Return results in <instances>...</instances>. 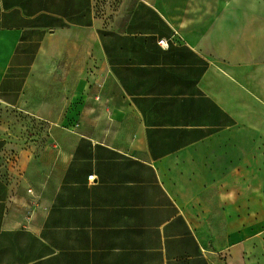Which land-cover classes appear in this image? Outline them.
Instances as JSON below:
<instances>
[{
    "label": "crops",
    "instance_id": "obj_1",
    "mask_svg": "<svg viewBox=\"0 0 264 264\" xmlns=\"http://www.w3.org/2000/svg\"><path fill=\"white\" fill-rule=\"evenodd\" d=\"M263 88L264 0H0V264H251Z\"/></svg>",
    "mask_w": 264,
    "mask_h": 264
},
{
    "label": "rangeland",
    "instance_id": "obj_2",
    "mask_svg": "<svg viewBox=\"0 0 264 264\" xmlns=\"http://www.w3.org/2000/svg\"><path fill=\"white\" fill-rule=\"evenodd\" d=\"M264 91V88L263 90ZM237 136H227L225 139L221 140L220 142H231L233 139H237ZM256 142V141H255ZM247 149V153H250L255 157L254 161V171L257 175L262 174L261 177L264 181V145H258L254 147H247L244 148ZM191 165H194L191 163ZM171 173L164 174V182L167 184V186L173 191V193L177 196H181L182 190L186 185L185 179L177 174L179 172L175 171L173 172L170 170ZM180 173L182 174V170H180ZM184 174V173H183ZM259 238L253 242L252 245V251H251V264H264V232L263 234H260Z\"/></svg>",
    "mask_w": 264,
    "mask_h": 264
},
{
    "label": "built area",
    "instance_id": "obj_3",
    "mask_svg": "<svg viewBox=\"0 0 264 264\" xmlns=\"http://www.w3.org/2000/svg\"><path fill=\"white\" fill-rule=\"evenodd\" d=\"M159 44H160L163 48H168V46H169V44H168V42H167L166 40H161V41L159 42ZM89 179H90V180H93V176H91Z\"/></svg>",
    "mask_w": 264,
    "mask_h": 264
}]
</instances>
